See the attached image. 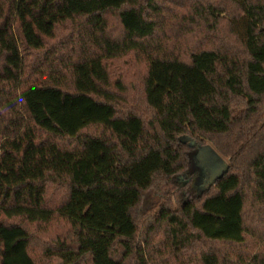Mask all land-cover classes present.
Wrapping results in <instances>:
<instances>
[{"label": "trees", "instance_id": "trees-1", "mask_svg": "<svg viewBox=\"0 0 264 264\" xmlns=\"http://www.w3.org/2000/svg\"><path fill=\"white\" fill-rule=\"evenodd\" d=\"M0 264H264V0H0Z\"/></svg>", "mask_w": 264, "mask_h": 264}, {"label": "rangeland", "instance_id": "rangeland-1", "mask_svg": "<svg viewBox=\"0 0 264 264\" xmlns=\"http://www.w3.org/2000/svg\"><path fill=\"white\" fill-rule=\"evenodd\" d=\"M109 21L112 23L113 17L110 16ZM227 161L228 158L222 157L208 142L196 149L193 154V168L198 169L195 171L193 183L197 190L203 189L220 176L225 170ZM182 179L185 178L182 176Z\"/></svg>", "mask_w": 264, "mask_h": 264}, {"label": "water", "instance_id": "water-1", "mask_svg": "<svg viewBox=\"0 0 264 264\" xmlns=\"http://www.w3.org/2000/svg\"><path fill=\"white\" fill-rule=\"evenodd\" d=\"M222 174V173H221Z\"/></svg>", "mask_w": 264, "mask_h": 264}]
</instances>
